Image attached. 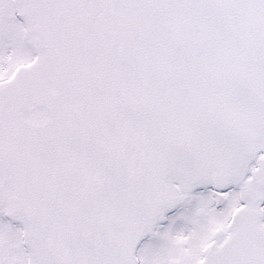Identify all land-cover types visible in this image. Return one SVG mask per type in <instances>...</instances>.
<instances>
[{"label":"snow or ice","instance_id":"6c2138e0","mask_svg":"<svg viewBox=\"0 0 264 264\" xmlns=\"http://www.w3.org/2000/svg\"><path fill=\"white\" fill-rule=\"evenodd\" d=\"M0 264H264V0H0Z\"/></svg>","mask_w":264,"mask_h":264}]
</instances>
